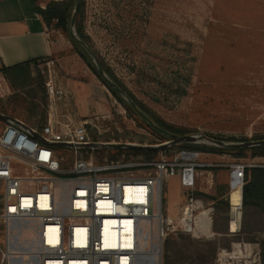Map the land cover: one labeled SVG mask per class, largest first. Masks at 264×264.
<instances>
[{
  "label": "rangeland",
  "instance_id": "obj_1",
  "mask_svg": "<svg viewBox=\"0 0 264 264\" xmlns=\"http://www.w3.org/2000/svg\"><path fill=\"white\" fill-rule=\"evenodd\" d=\"M78 20L95 51L93 61L108 69L151 119L190 129L189 135L264 139V0H84ZM48 27L52 53L32 65L31 83L15 86L6 77L0 79V113L28 124L46 122L45 83L52 61L58 79L74 94L69 105L74 120L86 118L96 124L90 128L92 140L140 145L169 140L152 130L123 93L118 95L124 103L103 84L61 29ZM61 109L67 112L64 104ZM4 124L0 119V130ZM202 152L203 161L214 163L216 169L235 162H264V150L247 149L243 156L238 151ZM159 153L102 147L95 157L101 161ZM198 176L195 192L203 195L197 197L213 202V229H225L224 194L231 186L230 176L218 183L205 168ZM189 189L178 176L165 181V215H175V202L181 192L185 199ZM21 239L33 249L30 234ZM232 243H239L238 253L227 248ZM7 247L0 221V264L8 262L3 255ZM165 253L167 264H264V239H242L238 234L197 238L173 231L165 240Z\"/></svg>",
  "mask_w": 264,
  "mask_h": 264
},
{
  "label": "built area",
  "instance_id": "obj_2",
  "mask_svg": "<svg viewBox=\"0 0 264 264\" xmlns=\"http://www.w3.org/2000/svg\"><path fill=\"white\" fill-rule=\"evenodd\" d=\"M51 63L45 83L46 122L8 120L0 130V221L9 244L30 234L31 264H143V259L163 264L171 232L212 237V207L191 194L172 218L164 214L163 200L167 179L178 176L182 186L194 190L199 169L214 163L203 161L201 151L177 147L170 139L143 144H166L155 157L97 160L101 142L90 136L96 124L74 120L69 110L72 90L58 79ZM259 165L228 164L230 185L236 171L243 182L245 168ZM12 250L7 247L3 254L7 264H23Z\"/></svg>",
  "mask_w": 264,
  "mask_h": 264
},
{
  "label": "crops",
  "instance_id": "obj_3",
  "mask_svg": "<svg viewBox=\"0 0 264 264\" xmlns=\"http://www.w3.org/2000/svg\"><path fill=\"white\" fill-rule=\"evenodd\" d=\"M50 1L52 0H0V79H5L1 72L4 67L15 66L31 60H45L51 55L53 49L51 33L38 10L39 7L45 8ZM91 85L89 86L92 87L93 85ZM262 164L261 167H264V162ZM205 172L211 174L214 179L217 178L218 183L224 177L230 176L229 167L216 169L215 166H211L205 168ZM253 173L252 175L251 171L248 172L241 187H236L231 182L229 190L224 194L229 205L226 227L225 229H213L212 212V237L238 234L242 239H264V189L262 188L264 174L260 171ZM199 176L195 188L198 187ZM245 183L247 190L244 197L243 185ZM195 188L194 190L189 189L190 193L185 199L181 192L174 205L175 215H167L172 218L178 216L180 207L187 202ZM198 199L213 208V202L208 203L202 198ZM235 244L232 243L231 248L236 251ZM250 250L249 247L248 251Z\"/></svg>",
  "mask_w": 264,
  "mask_h": 264
},
{
  "label": "trees",
  "instance_id": "obj_4",
  "mask_svg": "<svg viewBox=\"0 0 264 264\" xmlns=\"http://www.w3.org/2000/svg\"><path fill=\"white\" fill-rule=\"evenodd\" d=\"M83 1L84 0H79L78 4V11H77V17H76V22H75V31L78 35V37L84 41L90 49L95 53L93 50L92 46L90 45L89 37L83 32L82 27L80 26V22L78 20V13H80V10L83 6ZM77 1L76 0H62V1H57V0H52L50 1L45 8L39 7V13L42 15L43 19L45 20L47 26L54 25L57 29H61L63 33L66 34L69 40L73 43L75 46L76 52L84 59L86 64L91 68V70L100 78V80L103 82L104 85L117 97H119V100L124 103L125 100H122L120 96L118 95V92L114 90L103 78V76L99 73L95 62L93 61L92 56L87 52V50L78 42L76 41L70 34V24H71V17L73 14V11L75 9ZM56 20V21H55ZM44 60H31L27 62H23L21 64H17L15 66L11 67H4L1 69V72L4 74V76L15 86H25L31 79H33V76L31 74V68L33 64H36L38 62H42ZM101 64L104 67V64L101 62ZM105 68V67H104ZM105 72L120 86L122 85L116 80L115 76L105 68ZM123 88V87H122ZM127 102V101H126ZM128 103V102H127ZM128 106H130L128 104ZM145 112H147L145 110ZM152 117V116H151ZM153 121L160 125L161 127L175 133L178 135H186L191 133L192 130L190 129H183V128H178L175 126H172L168 124L167 122L159 119L158 117H152ZM152 130L155 133H159L162 137H165L167 139V136L161 134L154 128ZM169 139V138H168ZM220 139V138H219ZM223 140L227 141H247V139H237L236 137H227V138H222ZM181 147H188V148H194V149H200L199 151L202 152L204 151H213V150H221V151H238V155L243 156V152L247 149H253L255 151H262L264 150V146H252V147H227V146H217L214 144H208L205 141L199 142V143H191V142H183L180 144ZM120 150V149H119ZM262 164V163H261ZM251 169V170H249ZM260 169V170H256ZM251 171L252 175L254 174L253 172L260 171L262 174H264V167L259 166H248L244 170V179H246L248 172ZM252 183V182H251ZM264 189V185L262 187ZM243 190H244V197L246 194L247 190V184L245 183L243 185ZM194 196H201L203 195L201 192H193ZM212 199H216L215 197H211ZM224 201V200H222ZM226 201V200H225ZM227 204V208L229 209L228 201L225 202ZM227 248H231V246H228ZM163 264H167V255L166 253L164 254V260Z\"/></svg>",
  "mask_w": 264,
  "mask_h": 264
},
{
  "label": "water",
  "instance_id": "obj_5",
  "mask_svg": "<svg viewBox=\"0 0 264 264\" xmlns=\"http://www.w3.org/2000/svg\"><path fill=\"white\" fill-rule=\"evenodd\" d=\"M76 6L73 11L72 17H71V24H70V34L71 36L78 41L86 50L89 52V54L92 56V58H95V54L93 51L90 49V47L82 41L77 33L74 30L75 26V21H76V16H77V11H78V1L76 0ZM96 67L99 71V73L103 76V78L106 80V82L114 88L118 93H123L126 100L138 111V113L146 120V122L155 130L160 132L161 134L169 137L170 143L171 144H180L183 142H191V143H199L200 141H205L207 143H211L217 146H227V147H252V146H264V139L260 140H247V141H227L223 139H217V138H212V137H206V136H197V135H178L175 134L160 125L156 124L143 110H141L137 105L133 102V100L130 98L129 95H127L122 88L103 70L102 66L99 64V62L94 59ZM0 119L3 121H8L12 120L15 121L16 123H19V120L13 118L12 116L5 115L0 113ZM35 136L37 134L34 133ZM98 146L101 147H109V148H136V149H142V150H161L163 149L166 144H160L158 146H152V145H140V144H130V143H97Z\"/></svg>",
  "mask_w": 264,
  "mask_h": 264
},
{
  "label": "bare ground",
  "instance_id": "obj_6",
  "mask_svg": "<svg viewBox=\"0 0 264 264\" xmlns=\"http://www.w3.org/2000/svg\"><path fill=\"white\" fill-rule=\"evenodd\" d=\"M236 187H241L243 182L241 180L240 171H236L232 177L231 181ZM10 246L13 250H17L19 253L15 256L17 259L22 260L23 264H31V259L33 257L34 251L32 249V245L27 240H19L18 237H14L13 241H10ZM236 250L240 251L239 244H235ZM235 250V249H234ZM235 253H238L237 251ZM228 254V253H227ZM226 255V253H225ZM28 256V259H26ZM142 258V257H141ZM143 264H146V260H142Z\"/></svg>",
  "mask_w": 264,
  "mask_h": 264
}]
</instances>
